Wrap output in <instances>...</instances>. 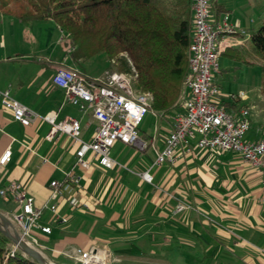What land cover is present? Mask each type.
I'll list each match as a JSON object with an SVG mask.
<instances>
[{"label":"crops","instance_id":"1","mask_svg":"<svg viewBox=\"0 0 264 264\" xmlns=\"http://www.w3.org/2000/svg\"><path fill=\"white\" fill-rule=\"evenodd\" d=\"M217 3L223 10L218 20L226 16L231 26L244 32L222 34L218 39L219 60L223 66H219V73L214 76L220 90L216 100L233 114L237 113L239 105L246 106L250 115L245 138L258 140L264 137V104L249 101V97L238 100V104L231 102L227 95L233 92L224 91L216 77L225 73L234 80L239 71L247 81L252 69L254 73L255 68H259L261 73L262 60L252 48L251 32L264 20L263 0H246L243 18L234 15L224 0ZM48 20L50 25H56ZM20 25L28 28L31 23H23L4 11L0 14V91L8 88L11 96L37 117L27 126L21 124L1 105L0 97V155L7 147L11 150L10 161L0 166V189L11 182H20L34 198L35 205L41 206L50 198V182L62 179L74 165L79 147V141L66 134L48 140L50 125L42 116L55 111L57 120L67 116L78 119L79 139L84 142L92 140L97 127L90 111L80 110L65 101L63 90L52 85L51 76L59 66L74 68L88 77H98L105 70L115 68L108 67L104 58L106 65L96 73L92 70L99 65L95 64L94 57L78 64L71 59L69 51L61 54L55 49L51 54L45 53L46 62L38 65L19 49L22 42L16 38V31ZM56 27L61 33L56 41L63 43V33ZM178 109L176 105L166 113L150 111L160 126L157 139L138 127L140 137L149 142V147L142 151L143 156L146 158L147 151L151 150L144 165L138 162L141 158L136 157V148L122 142L116 144L123 157L115 155L113 147L110 150V157L115 161L112 168L100 166L90 153L86 154L90 167L76 168V172L82 177L80 193L88 206H83V210L76 208L75 198L67 200L69 193L63 192L59 200L60 214H71L68 224L51 227L50 234L34 228L38 242L47 247L45 252L50 253L47 255L56 264L73 263L58 251L69 247L88 250L98 241L101 245L122 242L123 248L116 250V254L134 264H157L154 257L158 250H164L163 254L169 256L174 250H180L183 264H264V187L260 169L233 152L197 149L186 155L180 152L174 164L152 165L171 131V118ZM145 170L152 174V183L141 178L140 173ZM126 200L129 204L125 206ZM79 202L78 199L77 205H81ZM178 202L190 207L175 214L173 207ZM17 211L19 207L10 192L0 195L1 213ZM125 219L129 220L128 224ZM99 221L102 228L96 229ZM40 223L51 226L49 211L43 213ZM97 232L108 236L104 239L105 236ZM121 261L119 259L118 264Z\"/></svg>","mask_w":264,"mask_h":264},{"label":"built area","instance_id":"2","mask_svg":"<svg viewBox=\"0 0 264 264\" xmlns=\"http://www.w3.org/2000/svg\"><path fill=\"white\" fill-rule=\"evenodd\" d=\"M237 31L244 32L231 26L226 16L214 22L210 0H192V36L187 51L188 67L177 100L179 109L172 115L171 131L164 138L163 147L157 151L153 166L174 164L180 152L186 155L194 149L229 151L260 169L264 187V137L258 140L245 138L249 129V109L239 105L237 113L233 114L216 100L220 94L214 82L215 74L219 73L218 39L222 34ZM129 63L131 71L128 73L107 69L98 77H88L74 68L59 66L51 76V83L63 90L66 102L91 112L97 122L93 138L89 142L79 139L81 125L78 119L67 116L57 120L55 111L47 112L42 119L50 125L46 135L48 140L56 138L58 134H66L79 141L74 165L64 173L62 179L50 182V198L41 206L35 205L34 198L20 182H11L0 189V195L10 192L19 207V211L8 215V218L20 239L44 257L47 247L38 242L32 230L38 228L45 234L51 233L50 225L40 223L45 211L50 212V222H66V217L58 211V203L63 192L69 193L65 198L67 200L81 192L82 177L76 168L83 170L90 167L91 161L86 154L90 153L100 166L112 168L115 161L110 157V150L116 142L140 151L149 147V142L140 137L138 127L144 116L153 111V96L148 91L132 87L137 71L131 61ZM0 97L1 105L11 111L13 119L21 124L27 126L37 117L27 106L14 99L8 88L0 91ZM227 97L236 104L238 100L246 98L242 91L230 93ZM10 159L11 150L7 147L0 155V166L6 165ZM140 176L145 182L152 183L153 176L149 170L141 172ZM189 207L185 202H178L175 212H183ZM18 249L12 243L8 253L12 255ZM58 253L75 264H111L116 260L112 259L107 249L98 246L88 250L69 247Z\"/></svg>","mask_w":264,"mask_h":264},{"label":"trees","instance_id":"3","mask_svg":"<svg viewBox=\"0 0 264 264\" xmlns=\"http://www.w3.org/2000/svg\"><path fill=\"white\" fill-rule=\"evenodd\" d=\"M210 3L217 22L223 10L217 0ZM0 9L23 23L53 20L78 64L103 54L108 67L128 73L131 61L135 88L152 94V110L176 107L188 67L192 0H0ZM251 43L262 60L264 91V20L251 32ZM10 243L0 229V264H39L19 249L8 254Z\"/></svg>","mask_w":264,"mask_h":264},{"label":"rangeland","instance_id":"4","mask_svg":"<svg viewBox=\"0 0 264 264\" xmlns=\"http://www.w3.org/2000/svg\"><path fill=\"white\" fill-rule=\"evenodd\" d=\"M245 2H246V0H224V3L226 4V6L229 7L230 9H232V11H233L232 13L234 15L241 16L242 18L245 17V15H246V13L243 10V7H245L244 6ZM263 4H264V0H263ZM2 11L3 10L0 9V14H2ZM263 15H264V7H263ZM30 23H31V26L28 28H24L23 25L21 27V25H20L19 29L16 31V33H17L16 38L18 40H21V42H22V46L19 49H21V51H25L26 53H28V56L30 57V59L34 60L36 64L41 65V63L46 62L47 56L45 55V53L51 54L53 49H55L56 51H59L61 54L68 51L67 48L65 47L64 43H59L56 41V39H59L61 37V33L59 32V29H57V30L55 29V28H57L56 25H54L53 23L50 25L49 20H32ZM10 31L11 30L7 31L8 36L10 35ZM18 32H19V37H18ZM14 49H15L14 46L10 47V50L13 51ZM55 58L56 57H52V59H55ZM104 58L105 57L103 54H99V55L94 57L93 60H95V62H96L95 64H98L99 66H98V69L95 68L96 70H92V71H94L96 73H100L102 71L103 67L106 65L105 64L106 61ZM91 62H92V60L89 62V64ZM219 66L220 67L223 66L222 60H219ZM252 70H251L250 76H249L250 79H248L247 81L245 80V78H243L242 74L238 71L234 75V76H236V78L234 80L232 77L226 75L225 73H222V74L217 75L216 82L220 85V87H222V89L224 91H231L233 93H239V90H242L246 94V98L249 97V101H255V102H258L259 104L260 103L264 104V91H262L260 69L255 68L254 73H252ZM132 87L135 88V84H133V82H132ZM139 126L144 132H150L152 136L154 135V137L156 139H157L158 135L161 133L159 123H157L155 121V118L152 116V114L150 112H148L144 116L143 121L141 122V124ZM142 130H141V132H143ZM112 149H113V152L115 153V155H119V156L123 155V152L118 147V143L117 144L115 143V145H113ZM134 152H135L136 157L138 159L141 158V160H139L138 162L141 163L142 165H144L146 158L147 157L149 158L151 155V150L147 151L146 158L143 156L144 153H142V151L135 149ZM81 195L82 194L78 192L77 195H75L73 197L75 199L73 200V198H72L71 200H73V202H75L74 206L76 208L83 210L84 209L83 206H85V205L88 206V201L86 200V198L84 199V197H82L83 195L82 196ZM78 199H79V201H80L79 203L81 205H77ZM128 204L129 203L126 200L124 205L126 206ZM60 208H61V205L58 203L59 213H61ZM85 208H87V207H85ZM173 212L175 214L182 213V212L176 213L175 212V206L173 207ZM65 214H64V216L66 217V223L58 224L56 222H52L51 227H55V226H59V225L64 227L66 224H68L71 214L70 215L69 214L65 215ZM8 215H10V214H6L7 218H8ZM128 222H129V220L125 219V224H128ZM100 224L101 223L99 221L97 223L96 229H100V227L102 228V226H100ZM0 227H2L1 220H0ZM97 233L100 236L101 235L103 237L105 236L104 239L106 238V236H108L107 233L106 234L103 232H100V233L97 232ZM110 239L111 238H109V240ZM11 244H12V241L9 245L11 246ZM96 246L103 248V249H107L110 252L112 259H116L115 261H111V264H118L119 259H122L121 264H134L130 260L127 261L126 260L127 258L123 259V256L119 257L116 254L117 253L116 250L119 251L121 248H123V247H121L122 242L113 241L110 244L101 245V243L98 241V243H96ZM179 251L180 250H174L173 252H171L172 256H169L168 254H163L164 250H158L156 253V257H154L155 263H157V264H183L184 259H182V257L180 256L181 252H179ZM47 253L50 254L49 252H47ZM47 253L44 252L45 259L49 262L55 263L51 259V257L49 255H47ZM192 254H195V252ZM146 259L148 260V258H146ZM154 259H151V261L154 262L153 261ZM142 264H150V263L149 262H143ZM152 264H154V263H152Z\"/></svg>","mask_w":264,"mask_h":264},{"label":"water","instance_id":"5","mask_svg":"<svg viewBox=\"0 0 264 264\" xmlns=\"http://www.w3.org/2000/svg\"><path fill=\"white\" fill-rule=\"evenodd\" d=\"M0 220L2 222V227H0V229L10 238L12 243L18 246V248L24 254L28 255L33 260L37 261L39 264H56V263L47 261L45 257L42 254H40L37 250L33 249L32 247L22 242L12 222L7 218V216L4 213L0 212ZM10 229H13L12 233L10 232ZM72 264H75V263H72Z\"/></svg>","mask_w":264,"mask_h":264},{"label":"bare ground","instance_id":"6","mask_svg":"<svg viewBox=\"0 0 264 264\" xmlns=\"http://www.w3.org/2000/svg\"><path fill=\"white\" fill-rule=\"evenodd\" d=\"M10 232H11V229H10ZM12 233V232H11ZM26 244V243H25ZM28 245V244H27ZM95 264H97V263H95ZM99 264H102V263H99Z\"/></svg>","mask_w":264,"mask_h":264}]
</instances>
